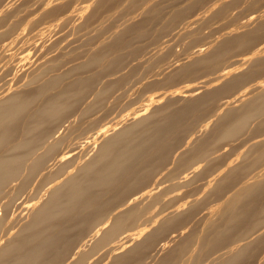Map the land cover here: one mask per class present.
Segmentation results:
<instances>
[{
	"label": "bare ground",
	"instance_id": "1",
	"mask_svg": "<svg viewBox=\"0 0 264 264\" xmlns=\"http://www.w3.org/2000/svg\"><path fill=\"white\" fill-rule=\"evenodd\" d=\"M10 1L5 2V5L2 4L3 6L1 5L3 8L0 13H5L4 11L11 9L15 5L14 3L17 2V0ZM50 1L48 0L45 3L48 4ZM106 1L81 0L77 5L73 4L74 6H71L72 2L70 1L72 8L65 6V10L62 9L64 12H60L63 16L59 17V21L76 22L77 25H84L85 23L86 25V21L90 17L85 15V11L88 12L91 8L89 14H93L94 11L101 9L100 6ZM132 1L134 0H129V2ZM176 1L178 0H147L145 4L140 2L141 5L136 14L133 13L127 20L125 19L126 23L122 22V25H124L114 33L112 32L111 39L108 38L107 40L106 38V41L99 39L97 43L93 42L96 44L91 48L89 47L90 49L87 50L85 56L82 55L84 58L81 59L80 57L78 61H74V58L77 56L79 58V55L75 56L76 53L74 56L70 55L68 52L70 50H68L69 57L66 56L68 61L65 60V63L61 58L65 57L64 54L54 53L55 50L49 51L48 46L50 45L47 44L48 46H46L41 39H37L41 40L39 42L34 40L35 49H37L35 54L41 59L45 58L42 62L48 64L38 65L33 70L20 71L22 73L20 78L23 80V78L28 77L29 81L21 83L20 78L21 81L18 78H16L18 81H14L15 78L12 75H14L16 68L17 71L19 70V66L16 67L10 60L8 64L5 63L6 66L3 67L5 71H2L4 74H0V264H55L59 260L62 261V257L68 255L65 260L75 257L76 260L79 259L80 261L81 259V261L87 262L85 260L91 252L104 247L108 248L107 251L106 248L103 249L105 254L108 251L114 253L111 257V264H149L150 262H152L150 264H174L171 256H175L176 251L174 248L180 242H176V240L180 239L186 232L179 229L178 227L183 226H178L177 223H180L179 218L183 219L180 217L181 214V216L186 215L187 219L192 212H195L197 202L191 206L186 203L189 208L177 204V202L173 203V207H171V203H169L170 212L164 214L161 213L162 210L157 213L155 211L154 216L150 215L152 220L146 223H139L137 219L139 220L140 215L146 212L143 209L148 207L151 198L149 201H145L146 204L149 203L148 205L145 204L146 206L144 204H134L133 202L141 196H149L155 191L157 185L153 186L152 181L151 184L149 181L153 178V175H156L154 173L157 172L156 170L160 171L165 167L167 171L169 170V174H172L176 170L174 169L176 166L180 167L179 169L184 166L185 170H192L188 171L190 172L188 174L192 173L190 178L194 175V179H197L203 172L206 173L201 177V179H204L201 183L202 192L205 190V196L211 199V202L213 199L219 200L209 211L213 215L209 216L208 213L209 217L202 220L204 229L202 234L199 235V244L195 248L197 250H195L196 256H192L191 260L189 254H186L185 257L188 256V260H190L188 262L201 264L202 261L208 259V264H253L252 257H258L256 259L259 263L264 264V77L260 78L264 69V3H262V9L260 6L261 10H256L254 5H257V1L262 0H248L250 2L245 0L243 3L240 0L239 2L238 0H214L210 5L207 2L204 4L203 0H189L186 4L182 3L184 4L182 6L176 5ZM21 2L20 4L23 3ZM67 2L65 4L69 5ZM119 2L120 5L123 3ZM234 2L239 3V6L242 4L244 8L243 4L248 2V4L253 5L251 7L254 10L251 8V11H249L250 9L246 10V15L242 14L245 9H241V6L238 7ZM117 3L116 7L118 8ZM199 3L208 6L206 8L205 6L202 7L201 12H195L196 10L193 9ZM17 4L19 5V1ZM232 4L235 5L233 9L229 7ZM258 5H260L259 2ZM19 6L21 7V5ZM58 6L62 5L58 4ZM125 6L127 7V4ZM168 6L170 9L166 10L165 8ZM249 6H246V8H249ZM235 7H238V12L241 11L243 19H240L241 15L237 14L240 18L238 16L236 18H239L240 22L235 20L239 24L235 20L236 23L232 20L234 24H237L234 27L231 24L230 27H227L228 25L225 24L226 26H224L227 28L220 33L222 34L220 38H214L215 36L212 34L214 30L206 32L205 35L204 33L200 35L202 33L199 32L198 35L194 31L192 24L206 20L210 25L209 22L213 18L214 20L218 16L222 18L225 16L227 9L230 10L231 8L234 11ZM57 10L56 7L49 8L47 13L53 14ZM41 14L43 15V12ZM229 14L227 13L226 17L229 16L230 19ZM188 16L190 18H186ZM181 18L182 20L178 21ZM210 18L212 19L210 20ZM234 18V16L231 17V19ZM183 19H188L185 24L182 22ZM222 19L220 21L225 23ZM1 20H4L3 14L0 16ZM41 21L40 18L39 22ZM78 21L79 23H77ZM217 22H219V19ZM55 23L57 22L55 21ZM179 23L183 26L177 25ZM87 24H89V21ZM92 24L93 22L90 25ZM208 25L203 26L204 28L202 26L197 28L196 24L195 28L199 30L202 27L203 32L205 27L211 28V25ZM153 26L160 28L159 32L157 30L156 33L159 35H156L153 30L151 32L159 36L158 38H164L163 34L167 37L169 36L166 35L167 33L169 34L170 31L172 33V31L182 27L174 33H185L184 36H186L190 32L189 34L193 36H189V38L191 37V41L188 40L191 42L189 45H192V41H197V39H200V42L203 39V42H205L207 38L204 39L202 36L205 37L209 33L212 37L208 38L213 39L206 41L205 46H203V42L201 44L198 42V46L195 45L196 48L194 49V47H186L187 44H184V42H187V40L185 41L188 38L187 36L184 39L181 35V38H179V34H175L178 41L180 39L184 41L182 43L176 41L174 46L176 47L180 45H177V43H181L182 47L185 45L187 49L188 47L192 48V50L189 49L193 53L190 52V54L189 49L187 51L184 48L181 51L183 53L186 51L189 54L187 53L184 59L183 57H176L173 62H170L173 58L172 55L176 54L177 51L179 52V47L178 50H175L171 44L175 51L170 53L168 51L172 48L170 47V49V45L167 44L168 48L163 46L161 49H169L165 53L166 55L167 53L170 54L168 55L170 59L167 58L168 56H164L167 60L169 59L165 63H169L162 64L163 67L161 66L159 72L154 71L155 74L152 72L153 77L150 79H145L149 74L146 76L143 74L145 78L143 79L142 76L141 79L144 82L147 80L146 84L151 83L154 86L156 83L155 87L159 85L164 89L148 92L149 94L144 98L145 101L136 105L137 107L129 109V113L125 116L116 117L117 119H113L112 116L111 120H107V116L104 115L102 117L105 120H101V115L100 117L96 116L98 115L97 112L102 110L104 114L103 110H106V114H108L110 104H108L107 98H110L117 89L119 90L127 79H132L129 76L130 71H133L134 68L132 60L134 57L140 56L133 55L138 52L137 48L132 47L129 53L134 57H130L132 60L128 62L124 58L126 53L122 57V53H119L121 49L116 50L118 44L121 40H124L123 38L132 40L147 36ZM177 26L179 27L177 28ZM191 27L193 32H196L195 34H192ZM23 31L16 30L15 25H9L0 32V56L6 54L12 48L14 49L15 43L17 45L19 42L24 41ZM88 33H91V31L86 34ZM131 33H133V36L136 34L137 37L131 38ZM210 34L208 36H211ZM126 35H128L127 38ZM155 38L157 40V37ZM170 38L165 39L168 41ZM52 41L51 43H54ZM124 41L127 44L129 42ZM71 42L69 41L70 44ZM66 43L69 45L68 41ZM125 43L123 47H126ZM195 43L197 42L193 44ZM67 44H62V46H67ZM81 45L78 47H81ZM128 46L132 45L129 44ZM142 46H140L141 49L146 48V52H150L151 49L148 51L146 46L144 48ZM158 47L160 48V46ZM31 48L29 47V49ZM68 48L69 46L66 47V49ZM152 50L151 53L154 52ZM146 52L140 54L145 53L146 56ZM79 53L77 52V54ZM180 54L182 53L180 52ZM7 55L12 57L11 53ZM230 56L235 57L228 62ZM159 57L160 61L162 58ZM144 58L141 60H147V57ZM138 60L141 61L139 58ZM138 60L136 59V61ZM150 60H153V57H149ZM71 62L73 63L65 67ZM142 62L147 63L146 61ZM245 62L248 63L247 66L243 65ZM241 65H243V68H241ZM147 67L150 70V64ZM93 68H96L95 72L83 74L84 71H91L90 69ZM151 68L155 70L153 67ZM211 69H214L213 73L215 74L203 78L198 84L196 82L182 85V83H190L186 78L190 77L189 80L197 81L194 78L202 76L198 74L199 72ZM101 72H104L107 76ZM207 72L211 73L212 71ZM157 73L162 74L158 76ZM131 74H133V77L136 76V73L132 72ZM257 76L260 77L257 78ZM137 78L138 76L135 78V82H137ZM138 81L140 80L138 79ZM137 84L139 83L137 82ZM148 86L146 87L150 88V85ZM131 93L134 96L136 94L135 91H131ZM131 93L130 96L134 97ZM130 99L128 96L127 100ZM137 101L139 99H136V102L133 101V103H137ZM130 102L129 105H134ZM102 106L103 109H101ZM90 117L89 122L83 124V120ZM254 119L258 120L252 127L251 124ZM188 120L190 123L187 124ZM246 129L251 132L248 134L253 135L249 138L247 136L245 143L247 138H252L251 141H247L246 145L242 142L243 147L237 142L242 148L239 146L240 149L237 150L238 146L235 145L234 149L236 148L237 151L233 153L234 149L229 148L228 140L233 137L236 138L239 134V136H243H241V139L238 138L242 141V138H245V133H247L245 132ZM77 139L78 142H76ZM81 143H83V149L78 150L80 152L83 150L84 153L76 154L78 150L75 149ZM227 149L232 152L231 155ZM174 154H177V159L169 161V157L172 158ZM82 156L85 157L81 161L76 159ZM221 158L224 159L219 160ZM182 175L184 174L177 175V177L179 176L178 180H181L180 182H186L190 179H180ZM192 180H188V182ZM33 181H38L43 186V195H40L39 192V195H36L34 191L32 193H35V195L30 199L33 202L24 204L23 207L19 206L22 202L21 199L19 201L21 193ZM194 181L197 182L198 180ZM172 183H175V181ZM178 184L177 186L170 184V186H176L177 189ZM166 187H169V185ZM163 189L162 192L168 191L165 186ZM172 189L170 187V192ZM162 192L160 191L157 194L160 195ZM176 197L179 199V196ZM184 197L186 198V195ZM159 199L151 204L152 207ZM166 199V202L170 201L168 200L170 198ZM174 199L176 198H172L171 202ZM178 209H182V211L179 212ZM148 217L145 218L150 220L151 218ZM185 220L183 219L184 222H186ZM199 228L197 230L201 231ZM178 229L180 231H177ZM190 231L186 236L192 234L193 230ZM163 233L168 235L164 237ZM195 233L193 232L196 236L192 234L190 236L194 238L189 236L187 237L188 240L189 238L195 240L197 237V233ZM75 238L77 240L74 243ZM133 240H135L134 243H131ZM182 242H185L182 244H186L185 239ZM172 243L177 245L173 244L174 248L171 249ZM195 244L187 243L186 245L190 247L191 245L195 246ZM153 246L155 250L151 254L148 250ZM178 246L186 247L181 244ZM193 246H191V250ZM69 247H73V251L70 254L67 252L68 255H65L66 251L70 249ZM187 249L183 248L184 251H187ZM178 250L180 251L181 248ZM172 251L173 255L170 253ZM62 252L65 254H62ZM147 252L151 255H148ZM73 253H75V256H73ZM182 253L185 254L183 251ZM182 253L176 257H179ZM148 256L151 257L150 262L149 259L147 260ZM85 257L86 259L83 260L82 258ZM182 257H184L183 254ZM181 258L179 257V259ZM71 261L67 263H84L78 260ZM179 263L176 261V264Z\"/></svg>",
	"mask_w": 264,
	"mask_h": 264
},
{
	"label": "rangeland",
	"instance_id": "2",
	"mask_svg": "<svg viewBox=\"0 0 264 264\" xmlns=\"http://www.w3.org/2000/svg\"><path fill=\"white\" fill-rule=\"evenodd\" d=\"M13 0H11L10 2H12ZM18 1H19V5H21V7L17 4L18 3ZM23 3H22V2ZM17 0V2L16 3H14L15 5L14 6H12V8L11 9H9V10H7V11H4L5 13H0V16L3 14L4 15V20H1L0 21V28H1V30H0V32L2 31V30H4L7 26H9V25H15L16 26V30H20V31H23V40L24 41H22V42H19V44H17V45H15L14 44V46H15V48L13 49H11L9 52L7 51L6 52V54H4V55H1L0 56V74L2 73V74H4V72H2V71H5L4 70V68H5V66H6V64H8V62H10V61H12L11 63L12 64H14V65H16V67L17 66H19V70L17 71V68H16V70L14 71V75H12V77L13 78H15V80L14 81H18V80H16V78H20V77H22L21 75H22V73L21 72H23L22 70H33V68H36L38 65L40 66V65H46V64H48L47 62L45 63V62H42V60H44L45 58H39L38 56H37V54H35V53H37V49H35L36 48V46H35V41L34 40H36V42H39V41H44V43L46 44V46H48V45H50V46H48V48H50L49 49V51H53V50H55V51H53L54 53H57V52H59L58 54H64L65 55V57H61L63 60L62 61H64L65 62V60L66 59H68V57H69V54H68V52L70 53V55H75V53H76V55L75 56H77V55H79V58H78V56L77 57H75L74 58V61H78V59H80V57H81V59L82 58H84V56H85V54H86V52H87V50H89L93 45H95L96 43H97V41H99V39H102V40H105L106 41V38H107V40H108V38L109 39H111V35H112V32L114 33L117 29H120L123 25H122V22L124 23H126V21H125V19L127 20V18L128 17H130L133 13L134 14H136V11H138L139 9L138 8H140V5L141 4H145V2L147 1V0H134V1H132V2H129V0H107L102 6H100L101 7V9H98L96 12L94 11V13L93 14H89V12L92 10L91 8H90V11L88 10V12H86L85 11V15L86 16H88V17H90L89 19H88V21H89V24H87V22L88 21H86V25H85V23H84V25L83 24H80V25H77L76 24V22H71V21H68V22H63V21H59V17H61V16H63L62 14H60V12L62 13V12H64V10H65V6H67V7H71V6H74L73 4H78V3H80V1L81 0H70L71 2H72V4H71V2L70 1H68L67 2V0H63L64 1V3H63V1L62 0H51L48 4H46L45 2L46 1H48V0ZM60 1V2H59ZM119 1H121V2H123L121 5H120V2ZM131 1V0H130ZM144 1V2H143ZM189 0H178V1H176V5H180V6H182V5H184V4H186L187 2H188ZM204 1V2H203ZM202 2L204 3V4H206L205 2H207V4L208 5H210L212 2H214V0L212 1V0H203ZM240 1H242V3H243V1L245 2V0H240ZM246 1H248V0H246ZM264 0H262V1H257V5H258V2L260 3V5H258V7H256L257 5L255 4L254 5V9L256 8V10H261L262 8H263V4L262 3H264L263 2ZM0 2H1V4H0V10L3 8L2 6L3 5H5L6 3L5 2H9V0H0ZM2 2H4V3H2ZM20 2L22 3V4H20ZM68 3L69 5H67V4H65V3ZM74 2V3H73ZM116 2H118L117 3V6H118V8L116 7ZM129 2V3H128ZM140 2H142L141 4H140ZM238 2H239V0H238ZM248 2H250V1H248ZM248 2L247 3H244L243 4V6H245V8L244 7H242V4L239 6V3H237V2H234L236 5H238V7H240L241 9L243 8V9H245V10H243L242 11V14H245V12H246V14H247V11L249 10V11H251L253 8L251 7V6H253V5H251V4H248ZM30 3V4H29ZM63 3V4H62ZM180 3V4H179ZM182 3H184V4H182ZM203 3H202V5H203ZM241 3V2H240ZM3 4V5H2ZM27 4V5H26ZM58 4L59 5H62V6H58ZM70 4H71V6H70ZM95 4V3H94ZM119 4V5H118ZM127 4V7L125 6ZM250 5L249 6V8L247 9L246 8V6H248V5ZM2 5V6H1ZM17 5V6H16ZM107 5V6H106ZM112 5H114V6H112ZM200 5V3L193 9L195 12H201L202 11V7H204L205 6V8L208 6V5ZM231 5V4H230ZM229 5V7H232V9L234 8V6H233V4H232V6H230ZM263 5V6H262ZM17 8H16V7ZM27 6V7H26ZM56 7L58 10L55 12V13H53V14H49V13H47V11L49 10V8H53V7ZM58 6V7H57ZM112 6V7H111ZM137 6H139V7H137ZM260 6H261V9H260ZM14 7V8H13ZM40 7V8H39ZM65 7V8H64ZM92 7V6H91ZM99 7V8H100ZM116 7V8H115ZM125 7V8H124ZM197 7H199V8H197ZM238 7H235V9H234V11L233 10H231V8H230V10H228L227 9V11H226V13L224 14L225 16H223V17H226V14L227 13H230L229 15L231 16V17H235L234 19H231V17H230V19H229V16L228 17H226V18H223L224 19V21H225V23L224 22H222V21H220L222 18H221V16H218V18L217 17H215V19L216 20H214V18L212 19V18H210V20L212 19V21H210L209 19H207V20H209L208 22L210 23V25H211V28L209 29V28H207V27H205V31H203L202 32V27L203 26H207L208 25V23L206 22V20L204 21V22H198V23H194V24H192L193 26L192 27H194L193 29H194V31H196L195 33L196 34H198V32L199 33H202V34H200V35H203V33H204V35H205V33L206 32H210L211 30H214V32L215 31H217V32H215V34H214V32H212V34L215 36L214 38H220L221 36H222V34H220L221 32H224L223 31V29L225 30L227 27H230V24H231V26L232 27H234V26H236L237 24H239V20L240 19H243L242 18V14H241V11H239L238 12ZM64 8V10H62ZM72 8V7H71ZM93 8V7H92ZM135 8V9H134ZM168 8V9H167ZM201 8V9H200ZM204 8V9H205ZM236 8H237V10H236ZM239 8V9H240ZM252 8V9H251ZM17 9V10H16ZM104 9V10H103ZM108 9V10H107ZM111 9V10H110ZM166 10H169L170 9V7L168 6V7H166L165 8ZM203 9V10H204ZM253 9V10H254ZM20 10V11H19ZM42 10V11H41ZM120 12H119V11ZM135 10V11H134ZM192 10V11H193ZM247 10V11H246ZM15 11V12H14ZM16 11H17V13H16ZM22 11V12H21ZM133 11V12H132ZM232 13H231V12ZM41 12H43V15L41 14ZM59 12V13H58ZM105 12V13H104ZM122 12V13H121ZM244 12V13H243ZM82 13H83V11H82ZM38 14V15H37ZM55 14V15H54ZM58 14V15H57ZM98 16H97V15ZM107 14V15H106ZM112 14V15H111ZM123 14V15H122ZM126 14V15H125ZM232 14V15H231ZM240 16L241 15V18L238 16V15ZM245 14V15H246ZM40 15V16H39ZM91 15V16H90ZM56 16H57V18H56ZM191 16V15H190ZM190 16H188V17H186V18H190ZM236 16H238L239 18L237 19L236 18ZM244 16V15H243ZM96 17H98L97 19H95ZM107 17H108V19H107ZM111 17V18H110ZM221 19H220V18ZM245 17V16H244ZM33 18V19H32ZM39 19L40 20V18H41V22H39V20H37V19ZM112 18H113V20H112ZM185 18V17H184ZM46 19V20H45ZM56 19V20H55ZM118 21H117V20ZM218 19H219V22H217L218 21ZM222 19V20H223ZM238 20V21H236V20ZM57 22V23H59V24H57V23H55V21ZM108 20V21H107ZM112 20V21H111ZM121 20V21H120ZM180 20H182V18L181 19H179L178 21H180ZM188 20V19H187ZM187 20H184L183 19V24H185V22L187 21ZM216 22V23H212V22H214V21ZM229 21V23H227L228 21ZM235 20L236 22H237V24H234L233 23V21ZM29 21H31V22H29ZM95 21H97V22H95ZM234 21V22H235ZM63 22V23H62ZM93 22V24L92 25H90L91 23ZM107 22H108V24H107ZM115 22V23H114ZM231 22V23H230ZM235 22V23H236ZM15 23V24H14ZM75 23V24H74ZM77 23H79V21L77 22ZM114 23V24H113ZM224 23V24H223ZM20 24V25H19ZM36 24V25H35ZM54 24H56V25H54ZM107 24V25H106ZM117 24V25H116ZM183 24H177V25H182L183 26ZM197 24V28L199 27V26H202L199 30L198 29H196L195 28V25ZM200 24V25H199ZM218 25L217 27H216V25ZM221 24H223L222 26H221ZM228 25L227 27H225L226 25ZM234 24V25H233ZM113 25V26H112ZM210 25H208V26H210ZM225 25V26H224ZM18 26H19V28H18ZM25 26V27H24ZM79 26V27H78ZM95 26V27H94ZM97 26V27H96ZM117 26V27H116ZM175 26H176V24H175ZM179 26H177V28L179 27ZM213 26V27H212ZM224 26V27H223ZM42 27H44L43 29H42ZM46 27V28H45ZM73 27V28H72ZM84 27V28H83ZM86 27V28H85ZM92 27H94L93 29H91ZM156 27H160V26H156ZM192 27H191V32H192V34L194 33L193 32V30H192ZM216 27V28H215ZM220 27V28H219ZM18 28V29H17ZM65 28V29H64ZM79 28H82V29H79ZM87 28H89V29H87ZM110 28V29H109ZM179 28H182V27H179ZM178 28V29H179ZM204 28V27H203ZM217 28H219V29H217ZM77 29V30H76ZM107 29V30H106ZM112 29V30H111ZM156 29V30H155ZM175 29V28H174ZM178 29H176V30H178ZM196 29V30H195ZM215 29H217V30H215ZM54 30V31H53ZM89 30V31H88ZM155 31L154 33L156 34L157 33V30H158V32H159V30H160V28H155L154 26H153V28L151 29V31H150V35L149 34H147V36L145 35V36H143V37H141L140 39L139 38H134V37H137L136 36V34H134V36L132 35L133 33H131V38H134V39H129V38H127L128 37V35H126V38L127 39H125V38H123L124 40H127V41H129L128 42V44H127V42L126 41H124V40H121V42H120V44H118V46H117V48H116V50L117 49H121L120 51L119 50H117V51H119V53H122V57H124V54H125V56L126 57H124V58H126V60L129 62V60H132L131 58H133L134 56L133 55H140L139 57H134L135 58V60H134V58H133V60H132V62L134 63L133 65H134V68H133V71H130V77L132 78H129V79H131V80H126V83H124V84H126V85H124L123 84V86L122 87H120L119 88V90L117 89L115 92H114V94H112L111 95V97L110 98H107L108 100H107V102H108V104H110L109 105V109H108V111H107V113L108 114H106V110H103V112H104V114L102 113V110H99V112H97V114L98 115H96V116H98V117H100V115H101V117L102 116H107L106 117V119L107 120H111L112 118V116H113V119L114 118H120V117H122V116H125L126 114H128L129 113V111L131 110V108H135V107H137L136 105H138L139 103H141V102H144L145 101V97H147V95L149 94L148 92H153V91H159V90H162V88L163 87H161V86H159L158 84V86L157 87H155L156 86V83L154 84V86H152L151 85V83L150 84H146L145 82L148 80V78L150 79L151 77H153L152 75H153V73H154V71H156V72H159L160 70H161V68L163 67V65L164 64H168L169 62H166L165 63V61H168L170 58H169V56L168 55H170V54H168L167 53V55H166V53L165 52H167L169 49H167V50H165V48H168L167 46L168 45H170L169 46V48L172 50H170V51H168V52H173V51H175L178 47V49H179V52L177 53L176 52V54H174V55H176L175 56V58H174V55H172L173 56V58H171V60H170V62H173L175 59H176V57L177 58H180V57H183V59L185 58V56H187L186 54L189 52H192L193 53V51H191L192 50V48L194 47V49L196 48V46H198L197 44H198V42H199V44H201L204 40L202 39V42H200L198 39H197V41H194V42H197V43H195V44H193L194 42L192 41V45H189V43H191V42H189V41H191V37L193 36H191V34H189L190 32H188V34L186 35V36H184V34L183 33H181V34H179V33H174V31L176 32V30H174V31H172V33H174V34H172L171 33V31H170V33H171V35H170V33L168 34H166V35H169V36H165L164 34H163V37L164 38H158L159 36H156V35H159V34H156V35H154L153 33H151V32H153V31ZM172 30H173V28H172ZM204 30V29H203ZM207 30V31H206ZM221 30V31H220ZM71 31H73V32H71ZM85 31H86V33L87 32H90L91 31V33H88V34H86L85 33ZM168 31V32H169ZM38 32V33H37ZM40 32V33H39ZM41 32H43V33H41ZM48 32V33H47ZM93 32V33H92ZM96 33V34H95ZM103 33V34H102ZM194 33V34H195ZM37 34V35H36ZM51 34V35H50ZM79 34V35H78ZM92 34V35H91ZM94 34V35H93ZM175 34H179V38H181V36L184 38V37H186L187 39H185V41L187 40V42H184V44H187L186 45V47L187 46H192V48H190V47H188V49H189V51H188V49L185 47V45H184V47H182V42L184 41V40H179L178 41V37H177V35H175ZM210 34V33H209ZM208 34V35H209ZM216 34H220V35H216ZM38 35H42V36H38ZM50 35V36H49ZM98 35H99V37H98ZM160 35H162V34H160ZM173 35H175V36H173ZM181 35V36H180ZM199 35V34H198ZM202 36L204 39H206V41H208V40H212L213 38H211V39H209L208 37H212V35L211 36ZM36 36H38V37H36ZM68 36H70V37H68ZM83 36V37H82ZM108 36V37H107ZM133 36V37H132ZM189 36H191L190 38H189ZM217 36V37H216ZM43 37V38H42ZM73 37V38H72ZM97 37V38H96ZM129 37H130V34H129ZM146 37V38H145ZM154 37V38H153ZM155 37H157V40H155L156 38ZM161 37V36H160ZM174 38L173 40L171 39V38ZM30 38H32V39H30ZM34 38V39H33ZM151 38H153V39H151ZM168 39V38H170L168 41L166 40V39ZM199 38H201V37H199ZM29 39V40H28ZM37 39H41V40H37ZM56 39V40H55ZM72 39H74V40H72ZM96 41H95V40ZM129 39V40H128ZM138 39V40H137ZM148 39H150V40H148ZM175 39H177V40H175ZM52 40H54V41H52ZM94 40V41H93ZM153 40H154V43H153ZM167 42H166V41ZM189 40V41H188ZM196 40V39H195ZM51 41L52 42H54V43H51ZM68 41V43H69V41L71 42V44L69 43V45L66 43ZM131 41V42H130ZM135 41V42H134ZM165 41V43H163ZM174 41V42H173ZM176 41H178V42H181V43H177V45L178 44H180V45H178V46H174V44H175V42ZM206 41L205 42H203V44L204 43H206ZM46 42H48V43H46ZM89 42V43H88ZM93 42H96V43H93ZM125 43V46L126 47H123L124 46V43ZM156 42V43H155ZM158 42V43H157ZM170 44H169V43ZM214 42V41H213ZM34 44V45H31V44ZM78 43H80V44H82L81 45V47H78V46H80V44H78ZM85 43V44H84ZM88 43V44H87ZM91 43V44H90ZM164 45H163V44ZM48 44V45H47ZM59 44H61V45H59ZM62 44H67V46H69V48L68 49H66V47L67 46H65V45H63L64 46V48H63V46H62ZM84 44V45H83ZM87 44V45H86ZM132 45V46H128V45ZM155 44V45H154ZM159 44V45H158ZM168 44V45H167ZM171 44H172V46L175 48V50H173L174 48L171 46ZM21 45V46H20ZM27 45H29L28 47H26ZM52 45V46H51ZM136 47H135V46ZM138 45H143L142 46V48H144V46H146L147 47V50L149 51V49H154V50H152V51H154V52H152L151 53V50H150V52H146V48L145 49H141L140 48V46H138ZM166 45V46H165ZM176 45V44H175ZM196 45V46H195ZM206 44H204L203 46H205ZM14 46H12V47H14ZM16 46H17V48H16ZM19 46V47H18ZM35 46V47H34ZM77 46V47H76ZM86 46V47H85ZM128 46V47H127ZM158 46H160V48L158 47ZM165 47V48H162L161 49V47ZM29 47H32L31 49H29ZM53 47V48H52ZM61 47V48H60ZM70 47H72V48H70ZM90 47V48H89ZM121 47H123V48H121ZM130 47V48H129ZM132 47H134V48H137V52L139 53H137V54H133L132 56H131V53H129V51H130V49L132 48ZM21 48V49H20ZM25 48V49H24ZM79 48V49H78ZM86 48V49H85ZM181 48V49H180ZM187 49V51L188 52H186L185 50H183V51H185L184 53L181 51L182 49ZM72 49V50H71ZM74 49H76V50H74ZM80 49H81V51H80ZM83 49H85V50H83ZM138 49H140V50H138ZM177 49V50H178ZM21 50V51H20ZM24 50H26L25 52H23ZM62 50V51H61ZM68 50H70V51H68ZM83 50V51H82ZM141 50H142V52H146V56H145V53L144 54H140V53H142L141 52ZM145 50V51H144ZM158 50H164V51H158ZM13 51H15V52H13ZM36 51V52H35ZM64 51H66V52H64ZM68 51V52H67ZM80 52L79 54H77V52ZM237 51H239V50H237ZM19 52V53H18ZM29 52V53H28ZM30 52H31V54H30ZM158 54H156V53ZM160 52H162L161 54H160ZM180 52L182 53V54H180ZM10 54L11 53V55H12V57L11 56H8L7 54ZM15 55H14V54ZM16 53H17V55H16ZM149 53V54H148ZM175 53V52H174ZM188 53V54H189ZM28 54V55H27ZM148 54V55H147ZM163 54V55H162ZM191 54V53H190ZM34 57H33V56ZM82 55H84V56H82ZM160 55H162V56H160ZM239 55V54H238ZM240 55H242V54H240ZM15 56V57H14ZM31 56V57H30ZM66 56H68L67 58H66ZM127 56H129L128 58H127ZM144 56H145V58L147 57V60H141V59H143L144 58ZM160 56V57H159ZM164 56H168L167 58H169L168 60H167V58L166 57H164ZM237 56V55H236ZM6 57V58H5ZM131 57V58H130ZM140 57H142V58H140ZM149 57H153V60H150L149 61ZM158 57L159 58H162V59H160V61H159V59H158ZM164 57V58H163ZM235 56H230L229 58H228V62H230V61H232V59L234 58ZM4 58V59H3ZM12 58V59H11ZM76 58H77V60H76ZM138 58L141 60V61H139L138 60ZM144 58V59H145ZM17 59H19V60H17ZM32 59V60H31ZM41 59V60H40ZM48 59V58H47ZM46 59V60H47ZM70 59V58H69ZM72 59V58H71ZM136 59L138 60V61H136ZM3 60V61H2ZM8 60V61H7ZM10 60V61H9ZM60 60V59H59ZM162 60H164L163 61V63H162ZM180 60V59H179ZM182 60V59H181ZM21 61V62H20ZM24 61V62H23ZM27 61V62H26ZM32 61H33V63H32ZM68 60H66V62H67ZM142 61H146L147 63H143ZM16 62V63H15ZM65 62V63H66ZM148 62H150V63H148ZM6 63V64H5ZM10 63V64H11ZM19 63H21L20 65H19ZM73 62H71V63H68L67 65H65V67H67L68 65H70V64H72ZM226 63H227V61H226ZM36 65V66H33V65ZM146 64V65H145ZM149 64H150V70H149V67H147V65L149 66ZM163 64V65H162ZM246 64H248L247 62H245L243 65L245 66ZM23 65H24V67H23ZM32 65V66H31ZM243 65H241V68H243ZM22 66V67H21ZM28 66V67H27ZM30 66V67H29ZM162 66V67H161ZM247 66V65H246ZM2 67V68H1ZM4 67V68H3ZM27 67V68H26ZM151 67H153V69H155V70H152V68ZM139 68V69H138ZM96 68H93V69H90L91 71H89V70H86V71H84L83 72V74H85V73H90V72H92V71H94ZM134 69H135V71H134ZM125 70V69H124ZM146 70V71H145ZM213 70L214 69H211V70H204V71H201V72H199L198 74H200V75H202V76H199L198 78H194V80H197V81H193V79L192 80H189L190 79V77L187 79L186 78V80L187 81H190V83H182V85H186V84H194V83H196L197 82V84H198V82H200L203 78H207V77H209V76H211V75H214L215 73H213ZM21 71V72H20ZM96 71V70H95ZM94 71V72H95ZM149 71V72H148ZM207 71H212L211 73H209V72H207ZM263 71H264V69H263ZM262 71V73H261V77L260 78H262V77H264V72ZM18 72V73H17ZM136 73V76L134 75V77L136 78L137 76H138V78L136 79L137 80V82L140 84H137V82H135V78L133 77V74H131V73ZM139 72V73H138ZM143 72H145V73H143ZM153 72V73H152ZM208 74H207V73ZM16 73H17V76H16ZM87 73V74H88ZM102 73V72H101ZM102 74H104L105 76H107V74H105L104 72L102 73ZM101 74V75H102ZM143 74H144V76H146L147 74H149V75H147L146 77L147 78H145L144 76H143ZM150 74H151V76H150ZM155 74V73H154ZM158 74V73H157ZM156 74V75H157ZM160 74H162V73H160ZM160 74H158V76H161ZM210 74V75H209ZM260 74V73H259ZM104 75H102L103 77H105ZM132 75V76H131ZM205 75H206V77H205ZM208 75V76H207ZM263 75V76H262ZM19 76V77H18ZM142 76H143V79L145 78V79H147V80H145V82H144V80H141L142 79ZM198 76V75H197ZM11 77V76H10ZM139 77H141V78H139ZM258 76H257V78H259ZM21 79V78H20ZM19 79V81H21ZM26 79V80H25ZM138 79L140 80V81H138ZM30 79H28V77H25V78H23V80L21 81V83L22 82H25V81H29ZM134 80V81H133ZM185 80V81H186ZM130 81V82H129ZM184 81V82H185ZM193 81V82H192ZM134 83V84H131V83ZM20 83V84H21ZM129 83V84H128ZM146 85V86H148V85H150V88H147L146 86H144L143 87V85ZM153 84V83H152ZM135 85V86H134ZM142 85V86H141ZM139 86H141L140 88H139ZM136 87V88H135ZM143 87V88H142ZM149 87V86H148ZM155 87V88H154ZM158 88H160V89H158ZM134 89V90H133ZM136 89V90H135ZM156 89H158V90H156ZM164 89V88H163ZM141 90L142 92H139V91ZM127 91V92H126ZM131 91L133 92V91H135V93H133V94H135V96L134 95H132V93H131ZM125 92V93H124ZM147 92V93H146ZM130 93H131V95L132 96H134V97H131L130 96ZM141 95H140V94ZM143 93H145V94H143ZM119 94H120V96H119ZM140 95V96H138V95ZM143 94V95H142ZM117 96V97H116ZM128 96H129V99H130V97H131V99L130 100H127V98H128ZM118 97H120V98H118ZM138 97V98H137ZM116 98V99H115ZM134 98V99H133ZM113 99H115V100H113ZM118 99V100H117ZM121 99V100H120ZM133 99V100H132ZM136 99L138 100L139 99V101H137V103H133V101L134 102H136ZM116 101V102H115ZM130 102V104H134V105H129V102ZM127 102V103H126ZM112 103V104H111ZM117 103V104H116ZM131 106V107H130ZM133 106V107H132ZM123 107H126L125 109L122 108ZM129 107V108H128ZM101 109H103V106L101 107ZM104 109H106V107H104ZM130 109V110H129ZM124 110V111H123ZM101 111V112H100ZM120 111V112H119ZM118 114V115H117ZM116 118V119H117ZM91 119V117L90 118H87V119H84L83 120V124H87V122H89V120ZM25 120V119H24ZM101 120H105L103 117L101 118ZM190 121H191V119H189ZM189 120L186 122L187 124L188 123H190L189 122ZM254 120H255V122H254ZM253 120V123L251 124L252 125V127H253V125L257 122L256 120H258V119H254ZM103 121H101V122H103ZM25 122V121H24ZM185 123V124H186ZM245 132H247V133H245V135H244V137L245 138H242L243 140L241 141V140H239V139H241V136L242 135H240L239 136V134L236 136V138L235 137H233L232 139H230V140H228V143L230 144V145H228L229 146V148L231 149V148H233L234 149V147H236L235 145H237L238 146V148H237V150L238 149H240V148H242L244 145H246L247 144V141L249 142V141H251V139H248L249 138V136L251 137L252 135H250V134H248V133H251V132H249V131H247V129H246V131ZM244 133V132H243ZM243 133H241V134H243ZM86 136H89V135H86ZM248 136V138H247V141H246V143H245V140H246V137ZM240 137V138H239ZM243 137V136H242ZM234 138H235V140H234ZM239 138V139H238ZM230 141V142H229ZM233 141H235L234 143H233ZM240 141V142H239ZM76 142H78V139L76 140ZM232 142V143H231ZM242 146L243 144H241L242 142H244V145L241 147L240 145H238V143ZM226 145V146H227ZM234 145V146H233ZM82 146V147H81ZM186 146V145H185ZM232 146V147H231ZM239 146H240V148H239ZM79 147V148H78ZM75 150L77 151L78 149H83V143H81V145H79ZM81 147V148H80ZM228 150V149H227ZM236 150V148L234 149V151H233V153L234 152H236L237 151ZM75 151V152H76ZM228 151H230V150H228ZM228 151H227V153H228ZM84 152H83V150H81V152H80V150H78L77 151V153L76 154H83ZM229 154L231 155L232 154V152L230 151L229 152ZM86 156V155H85ZM85 156H82V157H80V158H76V159H78V160H82V159H84V157ZM174 156V157H173ZM172 156V158H170L169 157V161L170 160H173V159H177V154H174ZM189 158V157H188ZM191 158V157H190ZM224 158H221V159H219V160H223ZM77 160V161H78ZM191 160H193V159H191ZM76 162V161H75ZM202 163V162H201ZM200 163V164H201ZM175 164V163H174ZM183 168L182 169H180V170H184V171H181V173H183L184 175H182V176H180V179L182 178V179H188V178H190L191 177V175H192V173L191 174H188V173H190V172H188V171H192V170H185V168H184V166H182ZM180 167H178V166H176V168H174V169H176L175 171H177V169H179ZM74 171V170H73ZM169 171V170H168ZM174 171V172H175ZM206 173H204L203 172V176L205 175ZM163 175V174H162ZM170 175H173V173L172 174H170ZM187 175V176H186ZM189 175V176H188ZM202 175H200L197 179H194L193 178V176H192V178H190V179H188V180H192V179H194V180H198L197 182L196 181H194V180H192L191 182L189 181L188 182V180L186 181V184L187 185H185L186 187V193H187V200H185L184 202L182 201L181 203H178V204H180V205H183L184 207H185V205H186V203H187V205L188 206H191L193 203L194 204H196L195 202H197V206H195V212H192L189 216L190 217H187V226H186V228H184V226L182 227V228H180V227H178L179 229H182L183 231L185 230L186 232H184L183 234L184 235H182V237L181 238H184L185 239V241H186V244L188 243V244H195V246H193V245H191V246H193V249L191 250L190 248H191V246L190 247H188V245H186V244H182V243H185V242H182V240L184 241V239H178V240H176V242H179L181 245H184V246H186V247H182V246H178V245H180L179 243H178V245L176 244V243H172L171 244V249H172V245L173 244H175V245H177V246H175L176 248H178V249H180L181 248V250L183 251V252H185V254L184 253H182V251L180 250H178V249H176V248H174L175 249V251H176V253H175V251H174V253H175V256L173 255V251L172 252H170V253H172L171 255H173V256H171L172 257V259H173V262H174V264H176V261H177V263H179V262H181V263H179V264H191V263H189L188 261H190V260H188L189 258L192 260V256H196V246H197V244H199L198 243V241H199V235H201L202 234V231H203V223H202V220L203 219H205V218H207V217H209V216H212L213 214L211 213V212H209L210 210H211V207H213V206H215L216 205V203H217V201H219V200H217L216 201V199H213V200H215V201H213L212 200V202L214 203H212L211 202V199H209V198H207L206 196H205V190H204V192H202L203 191V188H202V186H201V183L204 181V179L202 178L201 179V177H203ZM159 176H161V174H159ZM185 176V178H183ZM179 177V176H178ZM195 177V176H194ZM158 178V177H157ZM152 179H154V178H152ZM169 182V181H168ZM188 182V183H187ZM190 183V184H189ZM152 184H153V186H155L154 185V183L152 182ZM194 184V185H193ZM198 188V189H197ZM36 192V195L38 194V192H39V194L41 195H43V192L42 191H44V189H43V186L41 185V184H39V182L38 181H33V182H31L24 190H23V192L21 193V198H19V201H20V199H21V201L22 202H20L21 204H19V206H24V204L26 205V204H28V203H32L33 201H30V199H31V197H33L34 195H35V193H32V192ZM42 193H41V192ZM184 191V190H183ZM32 194V195H31ZM38 194V195H39ZM202 194V195H201ZM204 194V195H203ZM26 196H28V197H26ZM201 196V197H200ZM23 198V199H22ZM203 198V199H202ZM205 199V200H204ZM210 200V201H209ZM28 201H30V202H28ZM189 201V202H188ZM193 201V202H192ZM205 201V202H204ZM211 202V203H210ZM19 203V202H18ZM190 204V205H189ZM208 204V205H207ZM186 205V207L187 208H189L188 206ZM198 205H199V207H198ZM209 205H210V207H209ZM182 206V207H183ZM202 208V209H201ZM200 209V210H199ZM199 210V211H198ZM198 211V212H197ZM200 212V213H199ZM207 214H206V213ZM194 213V214H193ZM208 213H209V216H208ZM205 214V216H203ZM150 215H153V213L152 214H149V213H146L145 215H143L142 216V219L140 220V222L141 221H143L144 219H147V218H145V217H152V216H150ZM192 215V216H191ZM194 215V216H193ZM199 216H203L202 217V219H201V217H199ZM148 217V218H149ZM27 218V217H26ZM25 218V219H26ZM190 218V219H189ZM192 219V220H191ZM200 219V220H199ZM23 220H24V218H23ZM196 221V222H195ZM202 224V225H201ZM189 225V226H188ZM199 225H201V226H199ZM201 230V231H199V230H197L198 228ZM184 228V229H183ZM196 228V230L198 231H194V229ZM177 230V231H180V230ZM191 230V231H190ZM192 230H193V232H196L197 233V237L195 238V240L194 239H192V238H194V237H192V236H190V235H192L193 234V232H192ZM188 231H190V232H192V234L190 233L189 234V236L190 237H192V238H189V240H188V238L187 237H189L188 235L186 236V234H188L189 232ZM195 233V234H196ZM122 235V234H121ZM193 236H196V235H194L193 234ZM190 239H192V240H190ZM76 238L74 239V243L76 242ZM134 241L135 240H133V242H131V243H134ZM188 241H191V242H193V243H191V242H188ZM175 242V241H174ZM131 245V244H130ZM156 246V245H155ZM155 247L153 246L152 248H150L148 251H150L151 252V254H153V251L155 250L154 249ZM183 248L184 249H187V251L185 250H183ZM153 249V250H152ZM190 249V250H189ZM178 250V251H177ZM196 250V251H195ZM193 254H191L190 252ZM182 253L183 255H184V257H182L181 258V255L179 256L181 259H179V257H176V256H178L180 253ZM110 254H108L107 256H106V259H107V261H109L110 259H111V257H112V252L110 251L109 252ZM148 253V252H147ZM177 253H179L178 255H176ZM150 253H148V255H151ZM186 254L188 255L189 254V258H188V256L187 257H185L186 256ZM98 255V256H97ZM101 255H103V256H101ZM155 255V254H154ZM256 256H259V255H256ZM98 257H101L103 260H104V254L102 253V254H96V256L93 258L92 257V259L93 260H98L99 258ZM150 256H148L147 257V260L150 262ZM257 259H258V257H256ZM256 258H254V257H252V259H253V264H260L259 263V261L256 259ZM175 259H178V260H175ZM183 259V260H182ZM194 259V258H193ZM181 260V261H180ZM185 260V261H184ZM255 260H256V262H255ZM183 261H184V263H183ZM192 262V261H191ZM203 262V264H208L209 262H208V259L206 260H204V261H202ZM202 262H201V264H202ZM208 262V263H207ZM150 263H152V262H150ZM149 263V264H150ZM243 264V263H242Z\"/></svg>",
	"mask_w": 264,
	"mask_h": 264
},
{
	"label": "crops",
	"instance_id": "3",
	"mask_svg": "<svg viewBox=\"0 0 264 264\" xmlns=\"http://www.w3.org/2000/svg\"><path fill=\"white\" fill-rule=\"evenodd\" d=\"M165 168V167H164ZM162 169V170H156L157 172H158V174H157V172H154V173H156V175H153L152 177L155 179V180H152V178L150 179V181H149V183L152 181L153 183H154V185L156 184L157 186L155 187V193L153 192L151 195L153 196V195H157V196H159V197H157V196H153V198H152V196L151 195H149V196H141V198H138V199H136L133 203L135 204H146V202L145 201H149V199L151 198V200H153V199H155V200H153L152 202H151V200L149 201V205L148 204H146V205H148V207H146V209H143L144 211H146V212H144V213H142L141 215H144V214H146V213H149V214H152L153 212V216H154V214H155V211H156V213L158 212V211H160V210H162V212L161 213H168V212H170L171 210L169 209V208H171V207H173L172 205H173V203H176L177 202V204L178 203H181L182 201H184V200H187V193H186V188H184V187H186L185 185H186V182H184L183 180V182H184V184H183V182H180L181 180H178V178L179 177H177V175H180L181 173V171H180V169H177V172H178V170H179V172L177 173V172H173V175H170L169 174V171H167V168H165V169ZM159 174H161V176H159ZM163 174V175H162ZM171 177H170V176ZM155 176V177H154ZM169 176V177H168ZM158 177V178H157ZM162 177V178H161ZM165 178V180H163ZM176 179H177V181H176ZM161 180H162V183H161ZM167 181H169V182H167ZM175 181V183H172V182H174ZM186 181V180H185ZM151 182V183H152ZM160 182V183H159ZM178 182H179V184H178ZM150 183V184H151ZM170 184H175L176 186H177V184H178V188L176 189V186H174L175 187V189H174V187L171 185L170 186ZM167 185H169V187H166ZM161 188H160V187ZM164 186H165V188H167L166 190H168V191H166V192H162L164 189ZM163 187V188H162ZM170 187H171V192H170ZM161 189V190H160ZM180 189V190H179ZM158 190H159V192L161 191L162 192V194L160 193V195L159 194H157V193H159L158 192ZM184 190V191H183ZM157 191V192H156ZM168 192V193H167ZM165 193V194H164ZM177 194V195H176ZM164 195V196H163ZM174 195H176V196H179V199H178V197H176V196H174ZM180 195H181V197H180ZM186 195V198L184 197ZM161 196V197H160ZM170 196V197H169ZM146 197V198H145ZM159 199V201L158 202H155V204L153 205V207H152V203H154V201H157L158 199ZM166 198H170V199H168V200H170V201H168V202H166L167 201V199ZM172 198H176V199H174L173 200V202H171L172 201ZM139 199H141V200H139ZM142 199H144V200H142ZM157 199V200H156ZM178 199V200H177ZM139 203H138V202ZM141 201H143V202H141ZM141 202V203H140ZM158 203V204H157ZM167 203H168V205H167ZM169 203H171L170 205H171V207H170V205H169ZM160 204V205H159ZM145 205V206H146ZM150 205H151V207H150ZM175 205V204H174ZM161 206V207H160ZM164 207H166L165 209H163ZM167 207H168V209H167ZM186 207V206H185ZM179 210V212H181L182 211V209H178ZM166 211V212H165ZM181 214V213H180ZM140 215V218H139V220L137 219V221L139 222V223H146V222H150L151 220H152V217H150L151 219L150 220H148V219H144L143 221H141L140 222V220H141V218H142V216ZM182 215V214H181ZM180 215V217L181 218H183L184 220L186 219V215H184L183 214V216H181ZM183 219H180L179 218V222L180 223H177V225L179 226H184V228H186V226H187V219L185 220L186 222H184L183 221ZM181 220V221H180ZM176 225V226H177ZM180 228H182V227H180ZM168 234L167 233H163V236L165 237V236H167ZM162 236V235H161ZM70 249L69 250H67L66 251V254L64 253V252H62V254L64 253L65 255H68V253L67 252H69V254L73 251V247H69ZM104 248H106L105 250L107 251V247H104ZM104 248H100V249H98V250H94L93 252H91V254H89L87 257V259H86V257L85 258H82L83 260L84 259H86L85 261H87V262H84V261H81V259H80V261H79V259H77L79 262H84V263H82V264H111V259L109 260V261H107V259H105L106 258V256L109 254V251L108 252H106V253H108V254H105L104 253ZM103 250V251H102ZM95 252V253H94ZM97 252V253H96ZM93 253V254H92ZM101 253H103L104 254V260L101 258V257H98V258H100V259H98V260H101V261H92V258L91 257H95L96 256V254H101ZM74 255L73 256H75V253H73ZM114 254V253H113ZM93 255V256H92ZM62 256H64V255H62ZM69 256V255H68ZM68 256H64V257H62L63 258V260L62 261H57L55 264H59V263H61V262H63V263H61V264H69L70 263V261L71 262H73V261H77L76 260V258L75 257H72V258H70V259H67V260H65ZM112 257H113V255H112ZM74 258H75V260H74ZM90 259V260H89ZM66 262H65V261ZM103 260V261H102ZM67 262H69V263H67ZM99 262V263H98ZM104 262V263H103ZM75 263V262H74ZM72 264V263H71ZM76 264H78V263H76ZM80 264V263H79Z\"/></svg>",
	"mask_w": 264,
	"mask_h": 264
}]
</instances>
